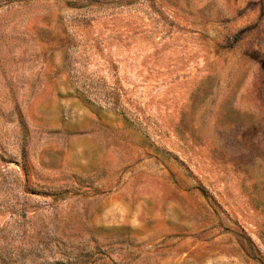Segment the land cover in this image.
<instances>
[{
  "label": "rangeland",
  "instance_id": "374dc122",
  "mask_svg": "<svg viewBox=\"0 0 264 264\" xmlns=\"http://www.w3.org/2000/svg\"><path fill=\"white\" fill-rule=\"evenodd\" d=\"M0 264H264V0H0Z\"/></svg>",
  "mask_w": 264,
  "mask_h": 264
}]
</instances>
